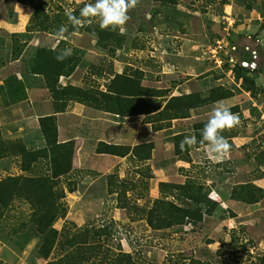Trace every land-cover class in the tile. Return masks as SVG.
<instances>
[{"label":"rangeland","instance_id":"rangeland-1","mask_svg":"<svg viewBox=\"0 0 264 264\" xmlns=\"http://www.w3.org/2000/svg\"><path fill=\"white\" fill-rule=\"evenodd\" d=\"M42 1L47 30L30 26L28 0H0V264L61 259L83 228L104 229L100 241L136 264H264V0H139L123 31L68 21L95 0ZM65 49L76 64L54 80L47 69ZM36 59L44 74L33 73ZM119 73L156 94L142 107L157 110L120 116L56 90L102 102ZM218 103L240 119L221 133L231 145L222 159L199 143ZM46 113L63 142L50 149ZM98 141L119 155L96 152ZM183 183L200 187V218L148 225L155 199L195 208L171 187ZM60 211L49 225L40 214Z\"/></svg>","mask_w":264,"mask_h":264},{"label":"trees","instance_id":"trees-1","mask_svg":"<svg viewBox=\"0 0 264 264\" xmlns=\"http://www.w3.org/2000/svg\"><path fill=\"white\" fill-rule=\"evenodd\" d=\"M27 1V0H24ZM32 5V12L30 15V26L32 28H37L36 30H47L49 25L46 21V13L44 12L43 6L44 3L42 0H28ZM69 31H75L74 28L68 27ZM68 56L64 61H67L66 64L62 61L56 62L53 67L47 69L49 74H51L54 80L57 79L59 75H68L76 64V60ZM36 68L33 73L44 74V68L41 63L36 59ZM54 90V89H53ZM57 92L65 95V100L77 98L80 102H87L86 104H92L95 108L112 112L120 116L132 115V114H148L149 112L157 110L158 107L152 109L143 108L148 102L145 97H150L151 95L156 94H147L144 91L148 89L146 87H141L139 84L135 83L131 76L119 73L115 74L106 85L105 91H99V94L103 98V101H99L93 94L90 93L88 89H81L79 87L67 85L61 89H56ZM151 90V89H150ZM170 99H173L171 97ZM179 99V98H176ZM175 99V100H176ZM165 106L163 110L157 111L159 115L165 111ZM63 110V105L54 106L53 112H60ZM179 113L170 114L171 117L175 118L180 117ZM39 127L43 138L46 142V146L50 149L52 146L58 147L63 144L56 142V125L54 114L44 115L38 118ZM160 128L156 126V129ZM103 145V148H96L98 153H108L112 155H119L114 148H117L119 145L105 144L101 141H98V145ZM138 147L135 145L133 148ZM162 186H165L164 183H160ZM172 188L178 189L184 195L185 198L191 200L195 204L194 209H188L183 206L177 205L169 200L155 199L153 205L146 212V222L152 228H161L168 227L174 223L180 222L183 218L194 217L198 220L201 216L200 207L198 204L202 202L203 195L200 194V187L189 186L186 183L183 184H173ZM52 202V201H51ZM55 202H52V205ZM56 212V211H55ZM41 215L46 216L48 222L45 223L49 225L50 221L55 219L58 216H62L63 212L60 211V215L53 213L48 215L46 212H40ZM40 221L42 219L40 218ZM50 233H55V230L48 229ZM104 229H88L83 228L80 232L74 233V236L78 240H74L71 245H74L75 248L70 250L63 258L49 261L45 264H136L131 255L127 252L122 251H110L107 246L104 244V240L100 241L101 236H105ZM184 259V257H182ZM196 264H199V261H195ZM189 264V263H184Z\"/></svg>","mask_w":264,"mask_h":264},{"label":"clouds","instance_id":"clouds-1","mask_svg":"<svg viewBox=\"0 0 264 264\" xmlns=\"http://www.w3.org/2000/svg\"><path fill=\"white\" fill-rule=\"evenodd\" d=\"M138 2L139 0H95L94 3H88L81 9L79 17L73 15L71 10H68L66 15L74 27L83 26L85 23L91 24L95 19L102 30L115 31L119 28L123 31V26L130 19L128 12L136 7ZM66 30V27L62 26L56 34L57 38L62 39ZM71 54V49H65L56 56V59L62 61ZM239 124V116L232 113L223 103H218L212 109L201 131L202 138L199 143L206 144L211 154L222 159L229 153L231 145L221 133L231 130ZM196 143L194 135L185 136L180 142V148L183 151L186 145L191 147Z\"/></svg>","mask_w":264,"mask_h":264},{"label":"crops","instance_id":"crops-1","mask_svg":"<svg viewBox=\"0 0 264 264\" xmlns=\"http://www.w3.org/2000/svg\"><path fill=\"white\" fill-rule=\"evenodd\" d=\"M49 113H46L45 115H48ZM57 136H58V138H60V135L59 134H57ZM59 140V142L62 140V139H58ZM62 142V141H61Z\"/></svg>","mask_w":264,"mask_h":264}]
</instances>
